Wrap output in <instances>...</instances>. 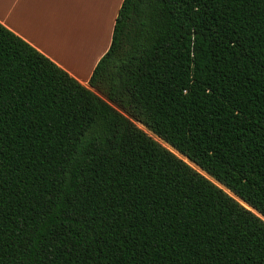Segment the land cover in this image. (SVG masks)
Here are the masks:
<instances>
[{"label": "trees", "instance_id": "trees-1", "mask_svg": "<svg viewBox=\"0 0 264 264\" xmlns=\"http://www.w3.org/2000/svg\"><path fill=\"white\" fill-rule=\"evenodd\" d=\"M0 264H264V0H122L88 87L0 23Z\"/></svg>", "mask_w": 264, "mask_h": 264}, {"label": "crops", "instance_id": "crops-1", "mask_svg": "<svg viewBox=\"0 0 264 264\" xmlns=\"http://www.w3.org/2000/svg\"><path fill=\"white\" fill-rule=\"evenodd\" d=\"M121 3L0 0V23L88 87L96 63L109 48ZM66 51L72 62L65 58Z\"/></svg>", "mask_w": 264, "mask_h": 264}, {"label": "rangeland", "instance_id": "rangeland-1", "mask_svg": "<svg viewBox=\"0 0 264 264\" xmlns=\"http://www.w3.org/2000/svg\"><path fill=\"white\" fill-rule=\"evenodd\" d=\"M137 124V126H139L140 128H142L144 131H146L149 135H151L152 137H153V135L149 132V131H147L144 127H142L140 124H138V123H136ZM155 138V137H154ZM157 139V138H156ZM165 145V144H164ZM165 146H167V145H165ZM180 156V155H179ZM180 157H182V156H180ZM185 161H187L185 158H183ZM188 162V161H187ZM190 165H192L194 168H196V169H198L195 165H193V164H191L190 163Z\"/></svg>", "mask_w": 264, "mask_h": 264}, {"label": "bare ground", "instance_id": "bare-ground-1", "mask_svg": "<svg viewBox=\"0 0 264 264\" xmlns=\"http://www.w3.org/2000/svg\"><path fill=\"white\" fill-rule=\"evenodd\" d=\"M67 52V51H66ZM64 53L65 54V58H67V60H69L70 62H72V60H74V59H71L72 57H70V56H72V55H70V53Z\"/></svg>", "mask_w": 264, "mask_h": 264}]
</instances>
